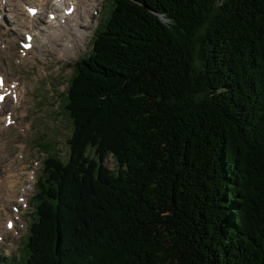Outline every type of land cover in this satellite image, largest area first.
I'll return each mask as SVG.
<instances>
[{"label":"trees","instance_id":"16d2710c","mask_svg":"<svg viewBox=\"0 0 264 264\" xmlns=\"http://www.w3.org/2000/svg\"><path fill=\"white\" fill-rule=\"evenodd\" d=\"M110 4L26 264H264V0Z\"/></svg>","mask_w":264,"mask_h":264},{"label":"rangeland","instance_id":"374dc122","mask_svg":"<svg viewBox=\"0 0 264 264\" xmlns=\"http://www.w3.org/2000/svg\"><path fill=\"white\" fill-rule=\"evenodd\" d=\"M40 1L3 0L6 3L2 4L0 0V13L4 17V21L0 22V76H4L8 88L12 83L16 84V88L11 87L15 95H9L7 103L0 111V230L3 227L2 222L9 219L10 207L13 205L20 208L21 217L17 219L19 223H24L22 225L17 222L14 228L9 230L7 227L2 228L0 257H3L0 264L27 263L29 256L27 243L31 231L29 215L37 207V202L32 200L37 193L36 184L41 179L40 175L49 156H57L64 162L69 157L68 140L72 138L74 131L72 119L65 108L69 81L81 77L83 66L77 61L80 57L87 58L92 54L95 33L103 27L113 9L111 0H98L95 7L92 6L87 39L77 49L74 57L70 55L69 44L67 45L66 41L73 39V32L76 30L77 35L78 27L72 23V29L71 25L69 26L72 32L67 31L66 27L65 37L55 43L46 39L47 35H50V30L44 26L47 13L41 15L43 21L40 20L34 26L38 25L44 30L34 51L24 50L25 55L31 52L26 64H23L25 61L22 60L26 56H22L20 52V41L25 32H33L29 28L30 24L21 26L22 22L26 21L25 5H36ZM46 6H52L59 12L62 10L58 6L54 7L50 0ZM14 15L18 19L13 20ZM82 19L84 23L86 22L85 25L88 24L86 18ZM78 41L79 37L76 41L79 43L77 46L80 45ZM14 96L18 98L15 99ZM8 116H11V124L5 126ZM94 155V150L90 149L88 156ZM106 164L111 170H117V163L112 155L106 159ZM33 172L36 174V180L33 178ZM29 181H32L33 188L22 193L21 187L29 184ZM8 190L11 193L7 192ZM20 192L25 194V207L10 197L11 195L16 198ZM14 216L17 214L14 213Z\"/></svg>","mask_w":264,"mask_h":264},{"label":"bare ground","instance_id":"6f19581e","mask_svg":"<svg viewBox=\"0 0 264 264\" xmlns=\"http://www.w3.org/2000/svg\"><path fill=\"white\" fill-rule=\"evenodd\" d=\"M29 1H34V0H29ZM50 1L54 7L55 6L60 7L62 9L61 12L63 10H65L66 8H69V4H70L69 1L70 0H53V1H55V3H53L52 0H50ZM96 2H97V0H75L74 1L73 14L69 18H72V23H74L75 24L74 26L78 27V29H79L77 32L78 36L75 33L77 31L75 28L76 31L73 32L74 34H73V39L71 40V42H70V40L66 41L67 45L69 44L68 49L70 51V55H72L73 57L76 55L77 49H79L81 47V45L84 44V41L87 39L88 32H89L88 26L91 22L90 18H92L90 11L93 8L92 6H94L96 4ZM4 3H6V2H3V0H2V4H4ZM48 3H49V0L48 1L41 0L40 3H37L36 5H29L30 7L26 10V14H25L26 21H23L21 26L26 24V23H27V25L30 24L29 28H31V30H32V26L34 27V24H38L40 20L43 21V19L41 18V15H43L46 12V9L51 8V9H53V10H51V11H53L52 13H54L56 15L53 17V21L50 20V21L44 22L45 23L44 26L50 30V35L48 34L46 39L47 40L49 39V40L56 43V41L58 39H62L67 34V32L65 30L66 27H64V24H63L65 22V14L59 13L58 11H56L58 9L52 8V6L47 7L46 5ZM33 10H34V12H33ZM92 11H94V10H92ZM52 13L48 12V16ZM27 15H28L29 20L27 19ZM82 18H86V21L88 22V24L85 25L86 22L84 23V20ZM14 19H18V17L14 15L13 20ZM2 20L4 21V18L2 16H0V22ZM70 25L67 26V31H71L70 27H69ZM43 30L44 29L42 27H38V28H35L32 30L34 35H35V40L33 42L34 45L29 46V47L33 46L31 51L32 50L34 51V48L37 47V41H39V36L41 35ZM25 33H27V32H25ZM58 37H61V38H58ZM78 37H79L78 42H80L79 46H77L79 43L76 42L78 40ZM30 43H31L30 37L27 36L26 44H30ZM31 51H29L26 55V58L22 60V61H25V62H23V64H26V62H27L26 60L30 57L29 54ZM69 60H71V59H69ZM35 61H37V60H35ZM19 63H21V62H19ZM5 86L6 85L3 82V88ZM1 90L3 92L5 91V89H0V92H1ZM13 94L15 95V92H13ZM17 96H18V94H17ZM2 106L3 105L0 106V109L2 108ZM2 110H3V108H2ZM29 179L31 180L32 178L29 177ZM31 182L32 181H29V184L21 187L22 193H26L28 189L33 188V183H31ZM7 192L11 193L9 190ZM21 192L19 193V195L16 196V198L14 196H11V195H10V197L14 198V200L15 199L16 200L23 199V201H24L25 194H22ZM14 226H15V224H14ZM14 226H13V228H14Z\"/></svg>","mask_w":264,"mask_h":264},{"label":"snow or ice","instance_id":"6c2138e0","mask_svg":"<svg viewBox=\"0 0 264 264\" xmlns=\"http://www.w3.org/2000/svg\"><path fill=\"white\" fill-rule=\"evenodd\" d=\"M0 87H3V81L0 80ZM0 99H3V97H0Z\"/></svg>","mask_w":264,"mask_h":264}]
</instances>
